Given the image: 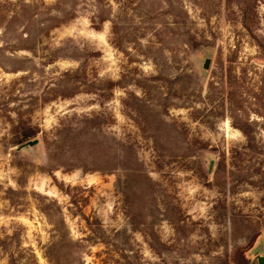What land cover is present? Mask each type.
Returning a JSON list of instances; mask_svg holds the SVG:
<instances>
[{
	"label": "rangeland",
	"instance_id": "obj_1",
	"mask_svg": "<svg viewBox=\"0 0 264 264\" xmlns=\"http://www.w3.org/2000/svg\"><path fill=\"white\" fill-rule=\"evenodd\" d=\"M258 258L264 0H0V264Z\"/></svg>",
	"mask_w": 264,
	"mask_h": 264
},
{
	"label": "water",
	"instance_id": "obj_2",
	"mask_svg": "<svg viewBox=\"0 0 264 264\" xmlns=\"http://www.w3.org/2000/svg\"><path fill=\"white\" fill-rule=\"evenodd\" d=\"M209 61L206 60L204 64V68H208ZM258 264H264L263 258H258Z\"/></svg>",
	"mask_w": 264,
	"mask_h": 264
},
{
	"label": "trees",
	"instance_id": "obj_3",
	"mask_svg": "<svg viewBox=\"0 0 264 264\" xmlns=\"http://www.w3.org/2000/svg\"><path fill=\"white\" fill-rule=\"evenodd\" d=\"M28 137H30V134H23L22 135V139H27Z\"/></svg>",
	"mask_w": 264,
	"mask_h": 264
}]
</instances>
